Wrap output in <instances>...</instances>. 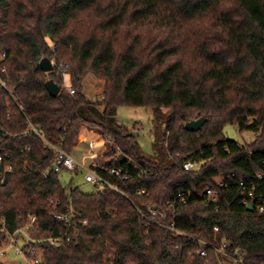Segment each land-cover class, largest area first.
Here are the masks:
<instances>
[{"label": "trees", "instance_id": "16d2710c", "mask_svg": "<svg viewBox=\"0 0 264 264\" xmlns=\"http://www.w3.org/2000/svg\"><path fill=\"white\" fill-rule=\"evenodd\" d=\"M0 51L14 97L0 91V147L12 164L0 226L13 232L35 215L37 236H70L41 245V264H264V212L241 203L239 186L254 183L264 202V0H0ZM43 58L68 65L74 95L48 94L45 82L57 80L39 69ZM88 75L101 83V104L84 94ZM121 106L150 111L153 155L118 122ZM199 118L198 131L185 130ZM27 120L44 140L23 134ZM226 125L256 138L240 145ZM83 128L111 138L144 173L107 154L102 162L130 173L110 178L119 192L85 194L60 173L44 177L45 143L71 154ZM187 161L201 165L187 172ZM70 208L66 230L52 215Z\"/></svg>", "mask_w": 264, "mask_h": 264}, {"label": "built area", "instance_id": "2783aa9c", "mask_svg": "<svg viewBox=\"0 0 264 264\" xmlns=\"http://www.w3.org/2000/svg\"><path fill=\"white\" fill-rule=\"evenodd\" d=\"M6 54L0 51V91H3L8 95L9 98L14 100L13 97V86L10 84V78L7 75L6 67L4 65V60ZM52 71L53 77L57 80V85L60 90H65L69 94H75V88L70 83L69 67L63 62H54L52 60ZM86 96V95H85ZM86 98L93 104H101L104 99L103 92L97 94H92L86 96ZM20 110L22 107L17 104ZM5 131L0 127V134H4ZM23 134L36 135L40 139L44 140V136L41 130L27 120V127ZM52 150V163L51 165L42 172V175L46 177L50 172L61 173L64 171L69 172H79L84 177L86 184L92 185L97 189H101L103 186L111 188L113 191L119 192V188L113 185L110 181L111 177L129 179L130 173L128 169H122L118 166L110 165V163L102 162L107 154H111L112 158L117 160L118 163H127L131 166L134 171H138V175L143 174V170L137 163L133 162L121 148L114 144L113 140L109 137H102L99 142L94 139H89L87 141L84 154L81 159L73 158L71 154L66 153L62 148L45 143ZM10 154L5 152L0 147V185L4 184L7 176L12 172ZM201 163L198 161H187L183 164V169L187 172L195 171L199 169ZM234 177V174H232ZM258 180H262V175H257ZM222 185V183H220ZM239 186L243 188V205H252L259 213L264 212V202L262 196H258L256 199L254 197L255 184L251 183L249 188L245 187L243 182H239ZM143 192H139L142 194ZM207 200L210 203L216 201V197L211 190H206ZM177 198L181 202H185L186 198L184 194L179 193ZM53 206L58 204V201L51 200L50 202ZM149 217L155 215L154 208L148 210ZM53 218L60 222L66 230L70 229L74 225V220L76 219V212L70 208L66 213L54 212ZM85 224V222H83ZM169 229L174 232L175 228L173 226ZM42 229L38 223V219L35 215L28 216L27 222L13 232L8 231L4 224L0 226V260H7L10 255L14 257L22 258L25 264H41L40 258L42 255L41 245L49 247H59L65 243L70 242V236L65 233H60L59 235H51L46 237L37 236L41 233ZM218 252L223 253L222 248ZM200 256L205 257L206 251L204 249L197 252Z\"/></svg>", "mask_w": 264, "mask_h": 264}, {"label": "rangeland", "instance_id": "374dc122", "mask_svg": "<svg viewBox=\"0 0 264 264\" xmlns=\"http://www.w3.org/2000/svg\"><path fill=\"white\" fill-rule=\"evenodd\" d=\"M84 94L90 96L102 91L101 83L96 81L94 77L88 75L85 78ZM116 117L120 124L124 125L129 131L137 137L140 149L146 156L153 155V138H152V116L150 111L145 108H134L129 106H121L116 111ZM194 120V119H193ZM196 120V119H195ZM223 134L226 138L238 142L240 145L251 143L257 134L251 132H239L238 128L233 125H226L223 129ZM71 155L73 158H81L89 139H94L99 142L102 137L95 132L89 131L86 128L81 130V135ZM59 179L63 185L69 187V182L72 181L73 188H79L85 194H93L99 189L92 185L86 184L82 174L64 171L59 175ZM1 264H25L22 258L10 255L7 260H0Z\"/></svg>", "mask_w": 264, "mask_h": 264}, {"label": "water", "instance_id": "95a60500", "mask_svg": "<svg viewBox=\"0 0 264 264\" xmlns=\"http://www.w3.org/2000/svg\"><path fill=\"white\" fill-rule=\"evenodd\" d=\"M38 67L44 73H50L52 71L51 61L48 58L41 59L38 63ZM45 88L48 94L52 97H56L60 92L59 86L52 79H49L45 82ZM205 121V118H199L197 120L186 123L184 125V128L189 132H196L204 125ZM247 209L253 210L252 205H247Z\"/></svg>", "mask_w": 264, "mask_h": 264}, {"label": "crops", "instance_id": "0c3cea01", "mask_svg": "<svg viewBox=\"0 0 264 264\" xmlns=\"http://www.w3.org/2000/svg\"><path fill=\"white\" fill-rule=\"evenodd\" d=\"M79 140L81 141V140H83V139L81 138V139H79ZM77 159H78V158H77ZM79 159H81V158H79Z\"/></svg>", "mask_w": 264, "mask_h": 264}]
</instances>
